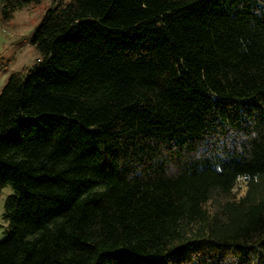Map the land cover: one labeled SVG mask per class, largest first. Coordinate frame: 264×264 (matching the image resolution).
<instances>
[{"label":"trees","instance_id":"16d2710c","mask_svg":"<svg viewBox=\"0 0 264 264\" xmlns=\"http://www.w3.org/2000/svg\"><path fill=\"white\" fill-rule=\"evenodd\" d=\"M57 1L0 92V264H264V0Z\"/></svg>","mask_w":264,"mask_h":264},{"label":"rangeland","instance_id":"374dc122","mask_svg":"<svg viewBox=\"0 0 264 264\" xmlns=\"http://www.w3.org/2000/svg\"><path fill=\"white\" fill-rule=\"evenodd\" d=\"M57 0H33L18 9L10 19L0 15V92L11 75L36 62L39 53L33 44L35 30L46 11L58 6ZM14 191L10 185L0 190V242L9 236L4 218L5 203Z\"/></svg>","mask_w":264,"mask_h":264}]
</instances>
